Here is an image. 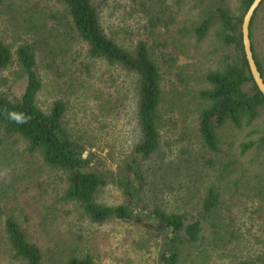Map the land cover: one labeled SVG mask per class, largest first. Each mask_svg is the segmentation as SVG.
<instances>
[{
	"label": "rangeland",
	"instance_id": "374dc122",
	"mask_svg": "<svg viewBox=\"0 0 264 264\" xmlns=\"http://www.w3.org/2000/svg\"><path fill=\"white\" fill-rule=\"evenodd\" d=\"M116 1L104 9L110 33L127 47L141 37L148 41L162 72L164 91L161 143L153 159L159 171L149 185L153 198L134 206L135 213L147 217L157 208L189 210L190 219L199 218L201 198L213 186L222 201L202 219L200 240L178 244L181 264H237L249 257H264V198L249 196V185L257 182L259 171L254 165L260 158H254L257 151L243 148L248 144L247 149L249 141L264 138V107L251 125L228 122L218 128L216 150L206 144L199 130L204 106L199 90L208 86L204 75L221 67L223 55L217 25L203 38L190 29L203 19L210 2L220 0ZM224 1L232 10L239 9L241 2ZM62 10L51 0H0V35L14 58L25 40L37 45L44 79L37 102L48 110L55 99H63L72 135L86 143L88 151L108 155L116 168L128 155L135 134L132 88L120 86V79L112 84L106 65L93 61L87 43L70 31ZM30 13L35 14L31 22L43 27L35 33L25 32L22 16ZM49 31L54 33L51 44L44 40ZM57 35L59 40H55ZM252 41L261 57L264 6L255 18ZM16 69L13 64L5 70L0 88L19 96L26 79ZM251 87L245 84L246 91ZM66 188L64 170L48 164L40 151H31L24 138L7 134L0 125V264H25L10 247L5 228L8 216L15 217L28 239L41 248L44 264H68L70 257L86 255L96 264H159L160 251L170 252L171 244L177 243L173 230L160 233L117 218L95 222L80 203L66 199ZM96 201L117 205L126 198L120 187L109 183L97 193Z\"/></svg>",
	"mask_w": 264,
	"mask_h": 264
},
{
	"label": "trees",
	"instance_id": "16d2710c",
	"mask_svg": "<svg viewBox=\"0 0 264 264\" xmlns=\"http://www.w3.org/2000/svg\"><path fill=\"white\" fill-rule=\"evenodd\" d=\"M51 1L62 7L70 31H74L87 43L93 61L97 60L106 65L110 80H113L112 84H116L120 79V86L132 88L135 134L128 155L118 161L114 168L112 163L108 162V155L88 151L87 144L74 137L66 125L67 106L63 99H55L50 108L44 110L37 102V96L44 85L39 71V48L34 42L25 40L17 47L14 58L11 47L1 35L0 84L3 73L13 64L17 66V75L26 79V84L19 96L0 88V125L7 134L24 138L29 149L40 151L48 164L66 172V199L80 203L93 221L102 223L116 218L126 222L136 221L161 233L156 224L147 221L149 218H155L157 222L163 221L165 227H171L177 235V243L171 244L170 252L162 249L158 261L159 264H181L178 244L200 240L202 219L207 217L205 214L212 213L222 199L218 189L208 187L201 198L200 217L195 219H190L189 210L167 212L157 208L146 220L142 218L141 213H135L134 206L153 198L149 185L159 171L153 159L160 149L162 136L159 128L160 108L164 96L162 72L152 57L149 43L141 37L132 47H127L113 37L103 15L104 9L111 1L118 2L116 0ZM240 1L237 10L230 9L224 0L218 3L210 2L211 6L203 19L190 29L192 34L203 38L214 26L218 27L216 35L220 39L222 65L205 73L208 86L199 90V96L204 102L199 113V130L203 140L214 150L218 148V128L228 122L236 126L243 123L251 125L261 116L264 107V94L259 90L250 72L242 39L243 17L253 0ZM262 6L264 0L255 11L250 24L251 41L253 24ZM34 16V13L27 17L22 16V20L26 22V33H35V29L43 28L39 24H33L36 21L31 22ZM53 34L52 31L47 32L44 36L45 42L49 41L51 44ZM54 37L59 40V35ZM252 48L264 77V54L260 57L253 41ZM247 82L252 84L249 92L245 90ZM247 145L243 148L257 151L258 156L256 154L254 158H260L254 165V169L259 171L256 173L257 182L249 185V196L264 198V154L261 153L264 151V138L257 143L249 141L246 149ZM109 183L122 189L126 202L106 205L96 201L97 193ZM5 228L17 260H22L25 264H44L41 248L28 239L25 229L15 217L6 218ZM68 264L96 263L90 255H86L70 257ZM237 264H264V257H249V260H242Z\"/></svg>",
	"mask_w": 264,
	"mask_h": 264
},
{
	"label": "water",
	"instance_id": "95a60500",
	"mask_svg": "<svg viewBox=\"0 0 264 264\" xmlns=\"http://www.w3.org/2000/svg\"><path fill=\"white\" fill-rule=\"evenodd\" d=\"M262 1L263 0H253V2L248 7L246 13L244 14L243 22H242V39H243L245 55L248 61L250 72L259 90L264 94V77L257 65L252 48L251 36H250V24L252 18ZM142 218L145 219L146 215L142 214ZM147 221L151 224H156L157 228L160 229L165 234L172 233V229L169 227H165L163 221L157 222L155 218H149ZM174 241L175 239L170 240L171 243H173Z\"/></svg>",
	"mask_w": 264,
	"mask_h": 264
}]
</instances>
